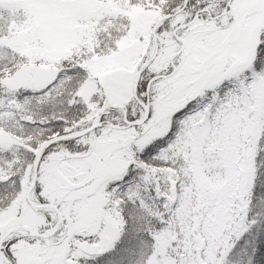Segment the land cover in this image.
<instances>
[{
	"label": "snow or ice",
	"instance_id": "obj_1",
	"mask_svg": "<svg viewBox=\"0 0 264 264\" xmlns=\"http://www.w3.org/2000/svg\"><path fill=\"white\" fill-rule=\"evenodd\" d=\"M0 264H264V0H0Z\"/></svg>",
	"mask_w": 264,
	"mask_h": 264
}]
</instances>
